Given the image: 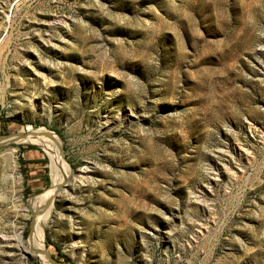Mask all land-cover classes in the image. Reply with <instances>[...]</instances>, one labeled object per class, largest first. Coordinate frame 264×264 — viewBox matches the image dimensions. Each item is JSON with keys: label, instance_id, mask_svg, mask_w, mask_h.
Returning a JSON list of instances; mask_svg holds the SVG:
<instances>
[{"label": "rangeland", "instance_id": "1", "mask_svg": "<svg viewBox=\"0 0 264 264\" xmlns=\"http://www.w3.org/2000/svg\"><path fill=\"white\" fill-rule=\"evenodd\" d=\"M0 91V136L71 168L59 264H264V0H0ZM27 140L0 143V264H47Z\"/></svg>", "mask_w": 264, "mask_h": 264}, {"label": "bare ground", "instance_id": "2", "mask_svg": "<svg viewBox=\"0 0 264 264\" xmlns=\"http://www.w3.org/2000/svg\"><path fill=\"white\" fill-rule=\"evenodd\" d=\"M34 133V134H32ZM16 134L11 135V139L14 138ZM26 138H31L32 140H27L28 142L41 144L52 154V176H53V183L55 184L50 188V190H47L43 195H41L39 198L33 201V207H34V218L33 222L31 224V242L30 247L22 241V236L18 235V242L20 244V247L23 250H34L35 252H39L43 259L47 262V264H54L49 256L48 249L46 247V243L44 246V238L42 235L43 229L45 227V224L51 214V203L53 202L56 193H58L61 184L63 182H66L68 178L63 180L64 176L66 174H69L70 172V166L68 162L65 160L62 149H61V142L60 138L54 134L53 132H49L45 129H36L33 130L26 135H24L23 138H16L14 140H22ZM9 139V140H11ZM2 142H9L8 140H0V143ZM72 174V173H71ZM22 244H21V243ZM47 250H46V249ZM33 251V252H34Z\"/></svg>", "mask_w": 264, "mask_h": 264}, {"label": "water", "instance_id": "3", "mask_svg": "<svg viewBox=\"0 0 264 264\" xmlns=\"http://www.w3.org/2000/svg\"><path fill=\"white\" fill-rule=\"evenodd\" d=\"M29 133V132H28ZM32 134H34V133H32ZM24 135H26V133H16V135L15 136H13L14 138L13 139H11V135H2V136H0V139H1V141H3V140H8V141H14V139H18V138H23L24 137ZM9 139H11V140H9ZM48 252H49V256H50V259H51V261L54 263V264H59V262L57 261V259L50 253V251L48 250Z\"/></svg>", "mask_w": 264, "mask_h": 264}, {"label": "built area", "instance_id": "4", "mask_svg": "<svg viewBox=\"0 0 264 264\" xmlns=\"http://www.w3.org/2000/svg\"><path fill=\"white\" fill-rule=\"evenodd\" d=\"M2 97H1V91H0V117H1V113H2V107H3V102H2Z\"/></svg>", "mask_w": 264, "mask_h": 264}, {"label": "trees", "instance_id": "5", "mask_svg": "<svg viewBox=\"0 0 264 264\" xmlns=\"http://www.w3.org/2000/svg\"><path fill=\"white\" fill-rule=\"evenodd\" d=\"M27 161L26 160H23V163H26Z\"/></svg>", "mask_w": 264, "mask_h": 264}]
</instances>
